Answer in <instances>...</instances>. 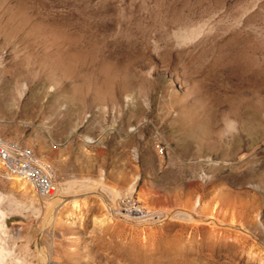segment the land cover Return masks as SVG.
<instances>
[{"label": "rangeland", "instance_id": "obj_1", "mask_svg": "<svg viewBox=\"0 0 264 264\" xmlns=\"http://www.w3.org/2000/svg\"><path fill=\"white\" fill-rule=\"evenodd\" d=\"M0 133L2 264H264V0H0Z\"/></svg>", "mask_w": 264, "mask_h": 264}, {"label": "built area", "instance_id": "obj_2", "mask_svg": "<svg viewBox=\"0 0 264 264\" xmlns=\"http://www.w3.org/2000/svg\"><path fill=\"white\" fill-rule=\"evenodd\" d=\"M162 150V149H161ZM0 167L8 178L26 181L40 200L51 198L58 189V177L53 165L30 147L0 133ZM121 205H136L127 198Z\"/></svg>", "mask_w": 264, "mask_h": 264}, {"label": "bare ground", "instance_id": "obj_3", "mask_svg": "<svg viewBox=\"0 0 264 264\" xmlns=\"http://www.w3.org/2000/svg\"><path fill=\"white\" fill-rule=\"evenodd\" d=\"M11 139V138H10ZM17 141V140H16ZM85 141L86 142H92L91 140H88V139H85ZM96 183H100V184H104L102 181H100V182H97V181H95ZM94 182V183H95ZM136 183H137V181L135 180V181H133L131 184H130V186H129V188H127V190H125L126 191V193H125V191L123 192V191H121V189H118V188H116V187H110V189H111V191L113 192V194H114V196H115V198H118L117 200H116V202H113V203H111L110 204V206L112 207V208H116V209H118V206H121V203H120V199L122 200V199H124L125 197L124 196H126V195H129V196H131V194H133L134 192H135V189H136ZM64 185L65 183L64 182H60V183H58V185ZM60 188V187H59ZM58 188V189H59ZM58 189H56L57 191H56V193L51 197V200H50V204H51V206H53V205H55V204H57L59 201H60V199H61V195L59 194V190ZM61 190V189H60ZM4 197H6L4 194H1L0 193V202L2 201V199L4 198ZM48 199H50V198H48ZM137 203H138V206L137 207H139V208H141V205H140V202L141 203H143V200L140 198V197H137ZM31 202H33L32 200H31ZM2 203V202H1ZM30 203V202H29ZM26 204V203H25ZM31 204V203H30ZM144 204V203H143ZM196 204L197 205H200V204H202L201 203V201L200 200H197L196 201ZM22 205V204H21ZM23 205H24V203H23ZM22 205V206H23ZM32 205V204H31ZM1 206V205H0ZM17 206H19V205H17ZM50 206V207H51ZM50 207H49V209H50ZM32 208V207H31ZM142 208H145L143 205H142ZM139 210V209H138ZM137 210V211H138ZM7 214V213H6ZM3 216H6L5 215V213L3 212V210H1V208H0V230H2L3 228H4V226H5V223H4V217ZM3 232H4V230H3ZM5 232H6V230H5ZM4 234V233H3ZM4 236V235H3ZM4 237H6V236H4ZM8 237V236H7ZM1 238V237H0ZM0 240H2V239H0ZM3 241V240H2ZM5 241V240H4ZM7 241V240H6ZM5 241V242H6ZM1 243V242H0ZM2 244V243H1ZM0 244V264H2L3 263V261L5 260V256H6V254H8V253H10V252H8L7 251V249L9 248H7L6 249V247H7V245H6V247H3L2 245ZM13 252H11V256L13 255V257H14V254H12ZM10 257V256H9ZM13 259V258H12ZM11 258H10V260H12ZM18 259V258H17ZM20 259V258H19ZM22 261H23V259H22ZM25 261V260H24ZM23 261V262H24ZM19 263H20V261H19ZM25 263V262H24Z\"/></svg>", "mask_w": 264, "mask_h": 264}]
</instances>
